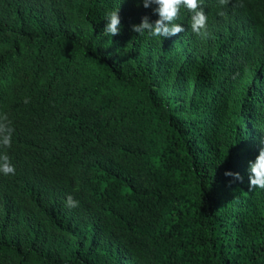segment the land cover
Returning a JSON list of instances; mask_svg holds the SVG:
<instances>
[{
	"label": "trees",
	"instance_id": "1",
	"mask_svg": "<svg viewBox=\"0 0 264 264\" xmlns=\"http://www.w3.org/2000/svg\"><path fill=\"white\" fill-rule=\"evenodd\" d=\"M199 2L204 38L183 7L154 37L155 4L0 0V264H264V0Z\"/></svg>",
	"mask_w": 264,
	"mask_h": 264
},
{
	"label": "clouds",
	"instance_id": "2",
	"mask_svg": "<svg viewBox=\"0 0 264 264\" xmlns=\"http://www.w3.org/2000/svg\"><path fill=\"white\" fill-rule=\"evenodd\" d=\"M142 2L145 8L155 4L157 7L154 12L158 14V19L154 22L149 20L145 15L142 17L141 23L133 24L132 30L138 34L143 35L145 31L150 36L154 37H171L182 33L184 27L175 23L179 18L181 7L186 8L191 13V29L194 33L202 38L207 37V15L200 6L199 0H138ZM230 0H219V4L227 5ZM242 6V5H241ZM220 15H224L220 12ZM108 23L105 25L103 32L106 35L115 36L121 31V18L119 15V8L110 12L107 17ZM25 103L29 101L25 99ZM11 122L8 120L6 113H0V192L8 184L6 176L15 174V166L11 163L9 158V151L7 149L12 146V135L14 129L11 127ZM250 171V189L260 188L264 189V148H261L255 161L249 162ZM226 176H234L236 179H242L238 172H225ZM66 205L69 208L78 206V201H75L72 196L67 197Z\"/></svg>",
	"mask_w": 264,
	"mask_h": 264
}]
</instances>
